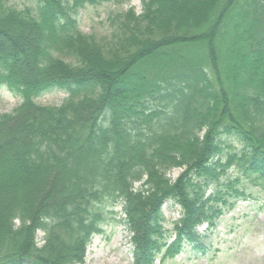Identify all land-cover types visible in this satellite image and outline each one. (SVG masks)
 I'll return each instance as SVG.
<instances>
[{"label": "trees", "instance_id": "obj_1", "mask_svg": "<svg viewBox=\"0 0 264 264\" xmlns=\"http://www.w3.org/2000/svg\"><path fill=\"white\" fill-rule=\"evenodd\" d=\"M35 1L0 0V87L22 97L0 113V264H83L116 206L136 264L205 250L197 227L264 188V0H141L107 38L78 14L108 0Z\"/></svg>", "mask_w": 264, "mask_h": 264}, {"label": "rangeland", "instance_id": "obj_2", "mask_svg": "<svg viewBox=\"0 0 264 264\" xmlns=\"http://www.w3.org/2000/svg\"><path fill=\"white\" fill-rule=\"evenodd\" d=\"M8 4L24 9L26 6L35 7L36 1L8 0ZM130 8L140 13L141 0H108L89 5L78 14L80 27L87 34L107 38L116 24L117 15ZM67 96L63 90H53L41 95L37 101L43 105H59ZM21 101L22 98L7 87L0 88V113L12 112ZM231 142L228 139V143ZM181 171L175 169L172 175L176 177ZM236 174L237 171L230 170L226 175ZM244 186L251 193L249 198L239 200L220 216L215 228L208 229L206 225L198 228L207 248L205 253L187 246L175 259L158 260L156 264H264V188L248 180L244 181ZM117 209L120 207L115 211ZM163 210L165 228L171 233L175 221L181 216L180 208L168 201ZM120 217L119 214L111 215L103 232L93 237L84 264H134L131 234ZM37 236L41 237L42 233L38 232Z\"/></svg>", "mask_w": 264, "mask_h": 264}]
</instances>
